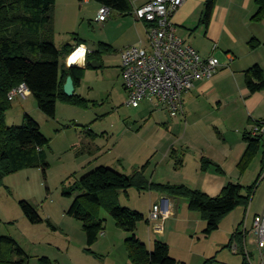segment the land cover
I'll return each instance as SVG.
<instances>
[{"label": "rangeland", "instance_id": "rangeland-1", "mask_svg": "<svg viewBox=\"0 0 264 264\" xmlns=\"http://www.w3.org/2000/svg\"><path fill=\"white\" fill-rule=\"evenodd\" d=\"M99 6L94 0H58L52 12L56 24L53 27L55 46L60 49L66 43L81 42L91 49L97 47L101 41L106 42L108 38L116 36L121 37L122 43L126 42L132 35L131 31L127 34L126 30L118 29L114 23L106 28L103 25L113 21L114 16L118 17L120 12L111 9L107 21L100 22L96 20ZM236 11L230 19L244 15L239 9ZM250 25L255 26L248 22V27ZM140 27L147 47V35L141 23ZM248 27L244 21L238 25L240 30L245 29L247 32ZM125 28L126 25L123 29ZM249 29L252 30L250 27ZM179 32H182L181 29ZM262 37L264 38V33ZM247 49H244V45L240 46L237 61L232 64L231 69L226 67L222 70V79L232 88H236L237 83L244 84L243 70L260 64L264 71V46L260 45L253 51ZM216 55L223 62L224 51L218 49ZM67 57L62 61L65 67ZM99 62L101 65L96 68L87 67L85 60L84 63L73 66L82 70L76 93L87 100V106L57 101L55 116L49 117L39 109L35 97L28 95L15 97L11 101V107L5 112V123L9 126L22 125L25 114H29L39 123L43 135L49 139L48 147L44 148L48 164L45 173L41 167H25L4 175L0 180V236H9L18 242L29 256V264H39L38 260L42 256L48 257L53 264H129L125 240L131 234L116 225L108 206L81 198L83 210L91 212L93 219H100L103 224V229L96 242L90 246V251L87 250L89 246L83 222L67 212L74 199L84 191L75 188L74 191L71 190V195L66 192L80 177L96 167L105 165L130 175L148 162L144 171L147 178H167L169 175L175 183L181 180L187 182V155L182 157V162L175 156L166 158V149L158 147L159 151H156L150 146L151 139L144 135L145 130L137 133L143 120L157 110H153L154 106L147 101H142L138 107H131L126 103L127 93L123 86L120 54L117 49L103 54ZM252 104L256 105L253 116L264 117V89L256 91ZM237 105L233 111L237 120L228 127L226 134L231 145L238 140L243 141V132L241 129L238 131V126L242 124L246 128L247 125L245 109L241 102ZM163 117L169 120L172 128L167 137L173 135L171 141L167 142V148L175 144L174 147L180 149V142L177 140L185 139L180 135L187 128V121L183 117L178 121L172 117L167 118L165 114ZM158 120V115L154 114L148 125H157ZM253 124L254 121H251L248 128ZM87 130L91 133H87ZM209 133H213V129ZM263 155L264 145L249 162L243 174L238 171L234 177V181L243 186H250L257 181L247 208H235L221 220L218 229L210 234L204 231L206 221L200 212L188 208V199L176 198L180 220L172 223L170 219L164 223L167 236L164 237L168 240L166 242L173 258L184 264H245L242 250L244 246L238 243L240 239L235 238L228 246L231 235L240 227L241 231L244 228L248 231L245 247L250 253L251 264H259L257 247L251 242L250 230L254 213L261 212L264 206ZM112 197L119 206L139 210L145 218H149V211L159 193L140 191L132 187L127 191L117 190ZM21 200L33 205L42 222L35 224L29 221L20 206ZM151 224L148 225L143 219L137 223L135 229L136 236L148 247L153 246L155 240L161 239L151 231ZM234 244L239 245L238 251L234 250Z\"/></svg>", "mask_w": 264, "mask_h": 264}, {"label": "trees", "instance_id": "trees-1", "mask_svg": "<svg viewBox=\"0 0 264 264\" xmlns=\"http://www.w3.org/2000/svg\"><path fill=\"white\" fill-rule=\"evenodd\" d=\"M94 1L122 14L132 11L130 0ZM216 1L204 2L201 18L203 24H208ZM254 3L256 11L251 20L260 22L264 20V0H254ZM54 4L55 0H0V180L4 175L25 167H41L45 173L48 166L44 148L48 147L49 139L43 135L37 121L29 114H25L24 122L20 126H9L5 123V112L11 107L8 93L13 87L24 83L30 95L35 97L39 109L49 117L55 116L57 101L87 106V100L77 93L69 97L63 92V84L68 75L72 76L76 88L81 81L82 70L65 67L62 61L82 43H66L60 49L55 46L52 15ZM249 44L252 48L260 45L255 38H252ZM111 50L108 44L100 42L95 51L86 53L87 67L90 66L91 59L100 60L103 54ZM244 79L250 93L264 89V71L259 64L245 70ZM87 133H91L90 130H87ZM244 139L247 147L238 164L240 174H243L249 162L264 145L262 136L251 138L245 133ZM146 164L130 175L100 165L80 177L66 192L71 195V190L74 191L75 188L84 191L74 199L67 212L83 222L88 251L96 242L103 224L102 220L93 219L91 212L83 210L82 197L86 201L104 203L108 206L116 225L131 234L125 240L129 264H184L170 255L169 245L163 240H155L152 248L148 249L135 234L137 223L144 219L143 214L119 206L112 197L113 193L134 187L140 191H158L173 198L184 197L188 199L190 210L200 212L201 217L206 221L204 231L210 234L218 229L221 220L235 208L238 206L247 208L257 184V181L250 186L228 182L217 195L210 196L184 184L152 182L144 174ZM209 168L223 173L218 164L202 158L201 170L207 171ZM20 206L31 223L42 222V218L30 202L21 200ZM47 222L51 225L50 221ZM242 233L237 227L230 237L228 246ZM38 261L39 264H53V261L46 256L40 257ZM243 262L248 264L245 255ZM0 264H29V256L13 238L0 236Z\"/></svg>", "mask_w": 264, "mask_h": 264}, {"label": "crops", "instance_id": "crops-1", "mask_svg": "<svg viewBox=\"0 0 264 264\" xmlns=\"http://www.w3.org/2000/svg\"><path fill=\"white\" fill-rule=\"evenodd\" d=\"M147 1L148 0H130L132 11ZM205 1L206 0H185L183 4L174 12L172 16V23L175 26L177 35L185 42L194 46L202 57L205 58L210 55L217 57L216 52L218 49H222L225 55L223 62H220L218 59L220 67L217 72L210 79L198 80L191 90L183 94L182 108L178 112L179 115H182H180L179 118H176L178 115L177 113H170L166 110H157V112L154 111V113H150L148 118L143 120V123L139 128L140 130L137 133H141L145 130L144 135L147 136L148 139H151L150 141L152 144H150V146L153 149H156V151H159V148L166 149V153L164 152L166 158L168 156L171 158L175 156L176 159H180L182 162V157L187 155V182L181 180L180 182L175 183L171 180L169 175L167 178L164 177L159 179H155L152 176L148 178L150 181L156 183L184 184L189 188L198 189L210 196H215L228 182H237L234 181V177H236L239 171L238 164L247 147L244 135L250 129L248 126L251 121L264 119L262 116H253V113L256 110V105L252 104V98L255 97L256 92L250 93L245 84L244 72L247 69L242 72L244 84L242 83L243 85H240L237 83L235 86L236 88H232L229 84L225 83V80L222 79L224 76L222 70L226 67L231 69L232 64L237 61L240 46L244 45V49L248 48L247 50L251 51L260 45L264 46V38L262 37L264 33V30H262L264 28V20L260 22L251 20L252 15L256 11L254 0H217L210 20L208 24L205 25L201 22ZM57 2L58 0H55L54 7ZM238 9L240 10V13H244V15L239 18L230 19L231 16L236 14V10ZM132 11L127 14L120 13L118 17L114 16L113 21L103 24L106 28L114 23L118 29L126 30L127 34L130 31L132 32L131 37L123 43L121 42V37L118 36L108 38L106 42L101 41L108 44L112 49H117L119 54L124 48L130 45H145L140 23L144 30L145 25L142 21L135 18ZM243 21L247 27L248 22L249 24H254L255 26L250 25L249 27L252 28V30L248 27V32L245 29L240 30L238 25H240ZM125 25L126 28L123 29ZM55 26L56 24L53 16V27L55 28ZM180 29L182 31L181 33L179 32ZM121 35L124 34L122 33ZM249 37H251V39H257L260 45L252 48L249 44V41L251 40ZM214 43L217 44V48L212 50V45ZM81 46L86 49L87 53L95 51L98 47L89 49L86 44H81L79 47ZM100 60H102V58ZM65 65L67 67L66 62ZM231 73L235 76L232 71ZM238 102L242 103L245 113L247 114L245 119V124L247 125L246 128L243 127L242 124L238 126V131L241 129L243 132V141L238 140L236 143L231 145L230 141L226 138V134L228 133V127L230 125H234L237 120L236 114L233 113V111L236 110ZM153 110L155 109L153 108ZM154 114L159 117V120L156 123L157 125H148V121ZM164 114L167 115V118L172 117V119L176 121L181 120L180 118L182 117L187 121V128L184 132H182L183 134L180 135L181 137H185V139H178L177 136V142H180L178 144L180 145V149L175 148V144H171L170 148H167V142L171 141L173 135L171 134V137H167L172 131V128L169 120L163 117ZM174 126H176V124H174ZM210 129H213V133L211 134L209 133ZM207 134H210V136ZM165 137H167V141L164 142L163 140ZM233 145L234 148L232 147ZM202 158H207L218 164L223 170V173H218L213 168H209L207 171L201 170ZM170 161L172 160L170 159ZM190 162L192 164H190ZM158 193L159 197L155 198L156 200L153 204H158L163 210H169L170 212L169 217L166 218L162 224L161 231H155L153 228L155 222L151 221L149 218H145V215L141 211L132 208L130 209L142 213L144 220L148 225L152 222L151 231L154 234L159 235L161 238L160 240L166 242L168 240L166 238V228L164 223L170 219L172 220V223L178 222V220H180V212L177 211L176 198H173L165 193ZM258 213L259 212H255L253 217ZM239 231L243 233L240 237L236 238V240L241 239L238 243H240V245L243 244V253L247 262L250 264V253L245 247L246 235L248 231L246 228L241 231L240 227ZM250 233L252 234L251 242L255 244V236L252 231V227ZM141 241L143 242L142 239ZM146 247L148 249L152 248V246L148 247L147 245ZM238 249L239 245L234 244V250L238 251Z\"/></svg>", "mask_w": 264, "mask_h": 264}, {"label": "built area", "instance_id": "built-area-1", "mask_svg": "<svg viewBox=\"0 0 264 264\" xmlns=\"http://www.w3.org/2000/svg\"><path fill=\"white\" fill-rule=\"evenodd\" d=\"M184 1L148 0L132 11L135 18L145 25L148 44L147 47L130 45L120 52V71L129 106L138 107L142 101H147L155 110L179 112L183 94L191 90L198 80L210 79L220 67L217 57H202L194 46L177 35L172 16ZM110 11L109 6L100 5L96 20L106 21ZM79 48L76 47L72 53ZM216 48L214 43L212 50ZM85 57L86 54L84 60ZM66 64L69 66L68 62ZM28 95V88L21 83L9 91L8 99ZM246 134L251 138L263 136L264 119L254 121ZM169 215V210H163L158 204L152 205L149 219L155 222V231L162 230V224ZM252 231L259 264H264V206L253 217Z\"/></svg>", "mask_w": 264, "mask_h": 264}, {"label": "water", "instance_id": "water-1", "mask_svg": "<svg viewBox=\"0 0 264 264\" xmlns=\"http://www.w3.org/2000/svg\"><path fill=\"white\" fill-rule=\"evenodd\" d=\"M89 64L91 67L96 68L99 67L101 65V63L97 60V59H91L89 61ZM75 64L73 65H69L70 67H73ZM75 84H74V80L72 78L71 75H68L66 77L65 83L63 84V92L66 96H73L75 94Z\"/></svg>", "mask_w": 264, "mask_h": 264}, {"label": "bare ground", "instance_id": "bare-ground-1", "mask_svg": "<svg viewBox=\"0 0 264 264\" xmlns=\"http://www.w3.org/2000/svg\"><path fill=\"white\" fill-rule=\"evenodd\" d=\"M86 54V49L83 47H80L77 51H75L74 53H72L68 58H67V62L69 65H73V64H82L84 61V56Z\"/></svg>", "mask_w": 264, "mask_h": 264}]
</instances>
